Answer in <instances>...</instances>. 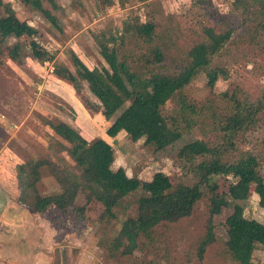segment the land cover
Masks as SVG:
<instances>
[{
    "label": "trees",
    "instance_id": "trees-1",
    "mask_svg": "<svg viewBox=\"0 0 264 264\" xmlns=\"http://www.w3.org/2000/svg\"><path fill=\"white\" fill-rule=\"evenodd\" d=\"M21 1L35 6L42 0ZM47 1L54 4L53 0ZM101 1L105 6L126 2ZM208 14L213 23L202 27V39L173 67L167 65L165 51L157 44L156 23L141 21L138 17L130 26L136 47L135 70L130 55L120 52L116 43L108 41L99 45L107 67L91 69L73 56L77 75L99 101L106 119L127 104L107 128L108 136L125 132L132 140L143 139L157 149L174 144L193 127L200 128L206 136L187 141L178 150V158L190 167L189 181L173 183L160 171L149 181H143L127 175L123 167L113 168L114 151L105 139L88 141L63 120L44 119L52 131L44 153L27 154L22 149L17 153L36 175L34 180L25 179L34 189L44 171L58 186L59 192L44 195H39L36 189L34 204L35 211L54 210L52 224L57 230H62L69 221L76 228L89 220L93 204L102 207L97 220L112 218L113 208L123 198L140 191L142 194L136 203L139 213L122 221L110 240V255L119 252L128 260L145 264L143 256L159 253L156 252L160 249L158 244L171 238L168 234L171 226L192 217L202 202L204 231L181 253L173 245H167L162 256L170 257L168 264H204L208 251L218 243L215 221L224 210L228 214L220 224L226 238L219 254L236 264H259L254 262L253 252L258 245L264 247V224L246 218L244 207L238 201L248 199L253 190L258 196V205L264 208L260 161L244 147L248 132L264 123V85L250 93L235 87L232 92L219 96L215 95L214 87L219 79L228 77L226 67L216 61L222 53L234 45L247 50L264 47V0H233L232 10L227 14L212 9ZM37 33L36 27L21 21L11 11L0 16V66L4 64L2 55L22 62L21 46H9L8 39L32 37ZM125 38L121 36V43ZM112 39L115 38H111V43ZM44 55L43 52L42 59ZM201 74L209 93L207 99L184 91ZM226 101L233 103L229 112L222 109ZM168 102L172 104L169 109ZM262 145L264 148V140ZM230 175L236 182L234 192H219L218 180ZM80 194L82 204L76 202ZM50 264L65 263L56 258Z\"/></svg>",
    "mask_w": 264,
    "mask_h": 264
},
{
    "label": "rangeland",
    "instance_id": "rangeland-1",
    "mask_svg": "<svg viewBox=\"0 0 264 264\" xmlns=\"http://www.w3.org/2000/svg\"><path fill=\"white\" fill-rule=\"evenodd\" d=\"M0 2V16L11 11L18 19L38 30L37 35L32 37L8 39L9 46H21L22 62L17 63L2 55L4 64L0 66V157L11 164L12 171L7 170V174L15 176L17 181L19 179L21 203L27 205L31 213L40 212L34 208L36 189L39 195H44L57 193L59 188L44 171L34 189L29 181H22L25 171L13 168L12 163L23 161L17 150L22 149L27 154L44 153L48 134H52L44 119L63 120L88 141L105 139L114 151L113 168L123 167L129 176L149 181L155 172L160 171L173 183L192 178L188 164L178 158V150L187 141L204 138L206 135L201 129L193 127L180 140L163 149H157L143 139L134 141L125 132L108 136L107 128L127 104L106 119L99 101L87 83L77 75L72 58L77 56L91 69L101 68L102 65L107 67L99 53V45L108 41L116 43L120 52L130 55V63L135 70L136 47L130 26L132 20L138 17L141 21L156 23L157 44L165 51L167 65L176 66L185 58L190 47L202 39V27L213 23L208 14L210 9L227 14L232 10L233 0H126L123 5L110 6H105L101 0H53L54 4L42 0L35 6L21 0ZM123 35L126 38L121 43ZM111 38H115L112 43ZM43 52L45 57L42 59ZM216 61L228 70V77L216 82V96L230 93L235 87L243 93H250L257 86L264 85V47L247 50L234 45ZM204 85L205 77L201 74L184 91L188 95L207 99L209 93ZM171 105L168 102L166 108ZM232 106L233 103L226 101L222 109L229 112ZM247 138L244 147L258 157L264 175V123L249 131ZM218 185V191L222 193L232 194L236 188L231 175L219 179ZM141 194L135 191L123 198L113 208L115 216L112 218L97 220L102 207L93 204L89 220L76 228L71 227V221L62 230L54 227L57 234L48 240L41 258L35 253L38 245L32 237L29 247L31 259H22L17 264H50L56 258L62 259L65 264H143V261L128 260L119 252L109 254L110 240L122 221L139 213L136 203ZM76 202L82 204V194L78 195ZM238 202L243 205L246 218L264 224V208L258 205V196L253 190L248 199ZM203 207V203H199L192 217L173 224L168 232L171 238L158 244L160 249L156 252L159 253L144 255L145 264H168L170 257L162 256L167 245H173L180 253L187 250L204 231ZM40 213V221L50 225L54 210L49 208ZM227 214L228 210H224L215 221L218 243L208 251L204 264H236L219 254L226 238L221 222ZM263 259L264 247L258 245L253 252V260L261 264Z\"/></svg>",
    "mask_w": 264,
    "mask_h": 264
},
{
    "label": "crops",
    "instance_id": "crops-1",
    "mask_svg": "<svg viewBox=\"0 0 264 264\" xmlns=\"http://www.w3.org/2000/svg\"><path fill=\"white\" fill-rule=\"evenodd\" d=\"M12 165L13 168L18 167L25 171L26 174L22 178L24 183L26 177L33 180L36 177L23 161ZM10 166V163H6L3 157H0V264H17L22 259H31L29 247L32 237L38 245L35 253L40 254L41 258L49 244L48 240L57 234L52 223L46 225L40 221L38 218L40 212L31 213L30 208L21 203L19 179L17 181L15 176L7 174V170L12 171Z\"/></svg>",
    "mask_w": 264,
    "mask_h": 264
}]
</instances>
